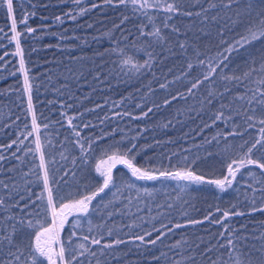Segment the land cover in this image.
I'll list each match as a JSON object with an SVG mask.
<instances>
[{"label":"trees","instance_id":"16d2710c","mask_svg":"<svg viewBox=\"0 0 264 264\" xmlns=\"http://www.w3.org/2000/svg\"><path fill=\"white\" fill-rule=\"evenodd\" d=\"M166 2L171 3L172 0H161V4ZM14 3L17 5L14 12L16 32L19 33L16 40L12 39L15 33L11 31V17L8 16L6 7H0V145H11L13 140H18V137L24 139L27 131H31V113L27 111L29 93L25 90V73L20 70L23 60L32 85L34 111L40 124L38 135L46 154L55 156L58 161L56 167L62 169L57 173V178L63 175V170H73V158H77V164H80L81 153L78 148L73 147L77 137L67 123V117L71 116L77 117L73 121L78 126L76 130L81 132L82 137H90L95 145L91 156L87 157L88 165L83 166L77 174L78 178L86 177L81 184L88 182L95 185L102 182L95 172V165L107 159L102 149L121 141L122 137L125 146H128L129 140L138 146L134 161L138 167L177 171L199 157L194 166L195 171L208 181L222 178L226 174L227 163L232 158H238L235 151L225 155V148L231 149L243 140L257 136L256 129L249 130L243 140L227 136L237 124L241 128L246 127L243 124V109L248 105L243 101L233 103L231 111L228 107L223 108L224 116L231 117L227 122L216 120L213 123V120L221 110L222 103L228 105L234 96L243 94L247 89L264 90V85L258 83L260 79H264V73L254 72L251 82L245 81L243 85L224 82L217 75L214 82L205 83L194 89L192 94L186 91L190 87L188 79L181 76L186 70L187 62L191 61L195 65L196 51L202 53L200 59H211L218 53L228 56L229 68L225 70V74L229 76H240L250 67L260 68L264 61V40L245 45L232 53L225 51L246 34L248 0H238L232 7H222V4H227V0H179L182 12H192L193 15L174 14L167 21V28H163V23L169 14L162 7L146 9L147 16L154 18L156 26L162 28L167 41L162 46L156 45L154 49H148L158 53L152 61L151 69L144 68L140 73H129L128 76L120 71L118 53L101 54L113 47L112 40L121 37V29L129 42L136 38L129 35L136 32L134 25L146 24V30L150 31L152 25L143 13L134 16L131 6H108L103 0H80L79 4L74 3V0H14ZM92 3L98 7L91 8ZM251 3L252 17L255 19L264 9V4L260 0H251ZM210 4H216L217 7L212 8ZM81 8L91 10L79 15ZM202 9H207V12ZM70 12L76 19L65 15ZM197 12H200L199 16L195 15ZM238 12L244 13L245 23L235 27L229 25L221 32L228 24V18L235 19ZM25 15L28 18L22 22ZM124 16H129L130 19L121 25ZM204 16L208 19L205 20ZM213 16L217 20L213 21ZM89 24L92 26L87 27ZM114 25H121V28L116 29ZM173 26L179 32H174ZM28 28L36 31L29 32ZM150 42L151 38L141 41ZM181 42L186 43V51L179 48ZM120 43L123 47L124 41L121 40ZM128 54H133L131 49ZM136 56L141 63L148 58L144 52ZM200 71L194 67L189 79L197 77ZM117 72H120L119 77L116 76ZM177 76L181 78L175 80ZM165 83L168 86L161 89L159 86ZM225 88L230 91L225 93ZM208 91L222 93L223 97L217 95L209 105L205 102ZM178 92L184 94L185 98L177 97L175 101L164 104L166 99L171 100ZM250 95L251 92L249 97ZM67 105L71 107H66ZM149 108L152 109L151 112H148ZM144 112H148V115L144 116ZM237 112L240 113L239 116L236 115ZM61 113H67V116H62ZM117 113L120 115L117 116ZM261 115L264 112L258 111L257 117ZM83 123H88L91 127L82 129ZM45 124L48 125L47 129L43 127ZM36 135L24 139V145H20L18 141L8 148L0 147V155L5 157L0 160V197L6 201L0 207V220L13 214L23 215L13 205L19 200V196L26 195L25 180H34V176L24 174L39 163V158L38 154L35 160L31 156H24L22 151L17 152V148L34 147L31 141ZM48 141H51V145ZM14 152L17 156H22L23 161H17L12 155ZM61 152L67 157L66 160L61 159ZM249 170L256 173V180L261 179L259 170L255 166H249L242 170V175L238 174L237 181L233 182L231 188L220 191L209 183L189 184L171 178L137 180L125 165L118 164L112 171L120 192L115 198L112 196L115 189L112 192L106 190L107 195L102 194L104 203L112 202L107 209L101 208L81 221L77 237H73V247L85 243L91 251L96 252V257L86 254L81 258L83 264H97V260L100 264H213L214 261L217 264H235V254L230 258L228 251L219 247L226 244L225 237L220 233L227 236L229 230H238L236 235L248 237L247 240L242 239L238 246L242 249L240 258L243 264H264V239H261L264 237V213L252 212L253 205L250 203L255 198V207L260 208L264 203V194L260 191L254 194L248 187L253 185L257 189L261 188V184L254 183L248 176ZM68 179L72 181L71 176ZM130 183H134L136 187H129ZM4 184L8 185L7 189L3 187ZM144 188L149 189L151 195L145 193ZM76 191L75 187L61 185L59 196L72 193V198H78ZM81 191L84 189L81 188ZM17 192L19 195H15ZM169 204L172 205L171 208L168 207ZM225 211H243L245 215L223 218ZM108 212L112 215L108 216ZM205 216H209V219L205 220ZM36 218L32 215L25 217V220ZM72 219L73 217H69V221ZM89 220L92 226L103 224L104 228L93 227L90 232ZM187 220H201L203 223L193 225L188 224ZM176 224L183 227L176 228ZM162 225L166 227L162 228ZM108 228L113 230L111 236L107 235ZM154 229L165 233L155 245L133 239L145 232L152 233L146 240L156 239L159 232ZM72 230L71 225L66 224L60 234L61 239L66 240ZM33 236L34 232L27 229L26 225L21 228L16 240L21 243L22 250ZM83 236H88L89 241H83ZM100 236H103L101 245L90 244L91 238ZM117 239L124 243L113 245L101 254L103 244ZM209 248L212 251H206ZM4 251L7 252L8 249L5 248ZM249 252L252 253L251 256L247 255ZM24 259L22 256L21 260Z\"/></svg>","mask_w":264,"mask_h":264},{"label":"snow or ice","instance_id":"6c2138e0","mask_svg":"<svg viewBox=\"0 0 264 264\" xmlns=\"http://www.w3.org/2000/svg\"><path fill=\"white\" fill-rule=\"evenodd\" d=\"M260 2L261 4H264V0H260ZM74 3L79 4L80 0H74ZM103 3L108 6H131L134 16L137 13H143V15L147 17L148 22L152 25V29L150 31L146 30V24L134 25L136 32L129 33V35H134L136 38L131 42H129L128 37L124 35V30L121 29V37L119 39H113V47L106 49V52L101 54L105 55L110 53H118L119 64L121 65L120 71L124 72V75L126 76H128L129 73L133 75L140 73L144 68L151 69L153 67L152 61L156 59L158 53H156L154 50L148 51V49H154L156 45L162 46L163 43H166L167 41V38L162 34V28L156 26L154 18L147 16V12L145 11L146 9H159L162 7L163 10L169 14L163 23V28L169 27L167 21L172 19L174 14L180 13L187 16L193 15L192 12H182V7L179 3V0H172L171 3L166 2L164 4H161V0H115V3L114 0H103ZM237 3L238 0H227V4H222V7H232ZM0 7H6L7 14L11 17V31L15 33V35L12 36V39L16 40L19 36V33L16 32L17 21L14 15L17 5L14 3V0H0ZM97 7V4H91V8ZM210 7L216 8L217 5L210 4ZM90 10V8H81L79 15H84ZM202 11L207 12V9H202ZM252 11L253 6L251 0H248L246 9V34L242 35L240 40L235 41L232 45L225 49V51L228 53H232L233 51L243 48L245 45H250L253 42L264 40V9H262L261 12L256 15L255 19L252 17ZM32 15H34V13H32ZM65 15L68 18L76 19V16L72 15L71 12ZM195 15L199 16L200 12L195 13ZM243 16L244 13L238 12L236 13L235 19L229 17L228 24L225 25L220 31L223 32L229 27V25L235 27L238 24L245 23ZM27 18V15H25L22 22H25ZM56 19L60 20V17H57ZM129 19V16H124L121 20V25ZM204 19L207 20L208 17L204 16ZM212 20H217V17L213 16ZM121 25H114V28L120 29ZM91 26L92 25L90 24L87 25V27ZM28 31L35 32L36 29L28 28ZM173 31L179 32V29L173 26ZM147 38H151L150 43H141L142 40H146ZM121 40L124 41L123 47H121ZM179 48L186 51V43H179ZM17 49H19L18 41ZM129 49H131L133 54H128ZM168 51L171 50L168 49ZM140 52H144L148 57L143 61V63H141L136 56V54ZM194 55L197 57L195 65L191 61L187 62L186 70L181 73V76L185 79H188L190 84V87L186 89L187 93L189 94H192L194 89H197L207 82H214L217 75L224 82H232L243 85L245 81L251 82L250 78L254 72L258 71L260 73H264V61L261 62L259 69L250 67L248 71H245L240 76L235 74L229 76L225 74V70L229 68L228 56L223 55V53H218L216 57L211 59H200L199 57L202 55V53L199 51H196ZM113 63H116V61H113ZM254 63L255 61H253V64ZM125 67L127 68V71H125ZM194 67L200 69L201 71L197 77L189 79ZM20 70L25 73V90L29 93L27 111L31 113V131H27L24 139H27L34 134L37 135L35 139L31 141V143L34 144V147H18L17 152L22 151L24 156H31L33 160L36 159L38 154L39 163L34 164L33 167L24 174L25 176H34V180H25L24 191L26 195L19 196V200H16L13 205L19 208L20 213L23 215L17 216L16 214H13L0 220V264H83L81 258L85 257L86 254H89L91 257H96V252L91 251L90 247H88L85 243H79L76 245V247H73V237H77V229L81 227L82 220L87 219L95 212L100 211L101 208L107 209L108 204L112 202L108 201V204L104 203L102 194L107 195V192H112V190L115 189V192H112V196L115 198L117 193L120 192L121 189L117 186V178L113 175L112 171L113 168H115L118 164L125 165L127 169L130 170L131 176L135 177L137 180L155 181L160 178H171L175 180L186 181L189 184L209 183L215 185L220 191H225L228 188H231L233 186V182L237 181L238 174L242 175V170L248 169L249 166H255V168L259 170L261 179L256 180V173L251 170L248 171V176L254 180V183L261 184V188L257 189L253 185H249L248 187L251 188L254 194L257 191H260L262 194H264V115L257 117L258 111L264 112V90L247 89L243 94L234 96L232 102H230L228 105H224L222 103L221 110L215 115L213 123H215L216 120H225L227 122V120H230L231 117L226 118L224 116L223 108L228 107V109L231 111L233 103L243 101L248 105L247 108L243 109V124L246 125V127L241 128V125L237 124L234 126L232 132L227 133V136H231L233 138L239 137L243 140V136L246 135L249 130H257V136L255 138L243 140L241 144L233 146L231 149H224L225 155L229 154L230 151H235L238 158H232L230 162L227 163L226 174H224L222 178L206 181L203 175H197L194 166L200 159L199 157L192 160L191 163L186 164L185 168L177 171H160L158 169L148 170L143 168V166L138 167L134 163L138 146L133 143L132 140H129L128 146H125L122 143L124 139L122 137L121 141L107 145L102 149L107 159L102 160L100 163L95 165V172L99 174L102 182L91 185L88 182L81 184V181H85L86 177L78 178L77 174L80 170H82L83 166L88 165L87 157L91 156L95 145L90 137H82L81 132L76 130L78 126L73 124V121L77 119L76 116L67 117V123L72 129L75 137H77V139L74 141L73 147L78 148L81 153V156L79 157L80 164H77V158H73V170L71 172L63 170V175L57 178V173L61 172L62 169L56 167L58 161L56 160L55 156L46 154L44 151V145L41 143V138L38 135L40 124L37 122V116L34 111L31 96L32 85L29 83L28 73L27 70L24 69L23 60H21ZM116 76L119 77L120 72H117ZM181 76H177L174 79L179 80ZM129 79H131V76H129ZM258 83L264 85V79H260ZM167 86L168 84L165 83L161 84L159 87L163 89ZM229 91L230 89L228 88L224 89L225 93H228ZM249 92H251L250 97ZM217 95L223 97L222 93L218 94L213 91H208V94L205 97V102L211 105L213 99H215ZM177 97L181 99L185 98L184 94L178 92L176 96L171 97V100L166 99L164 104H169L172 101H175ZM49 103H51V101ZM66 107H71V105H67ZM137 107H139V105H137ZM151 111L152 109L149 108L148 112ZM148 112H144L143 115L147 116ZM61 115L67 116V113H61ZM116 115L119 116L120 114L117 113ZM124 115H130V113H124ZM236 115L239 116L240 113L237 112ZM17 119H19V117H17ZM257 125H259L258 129ZM43 127L47 129L48 125L45 124ZM89 127H91V125L88 123H83L82 125V129ZM27 128L28 125L26 124L25 129L27 130ZM217 135L220 134L218 133ZM24 139H20L18 137V140H13L11 145H0V147L8 148L12 145H16L18 141L20 145H24ZM97 139L101 138L97 137ZM48 144L51 145V141H48ZM85 145H87V147ZM257 153L259 155H256ZM12 155L17 161H23V157L17 156L15 152L12 153ZM60 157L64 160L67 159L63 152L60 153ZM4 159L5 157L0 155V160ZM185 161H187V157H185ZM69 176L72 178L71 182L68 179ZM61 185L68 188L75 187L77 189L75 195L78 198H72V193H69L68 196H59V189ZM128 186L133 188L136 187L134 183H130ZM187 186L188 185L186 184L185 187ZM3 187L7 189L8 185L4 184ZM81 188H83L84 191H81ZM89 188H94V190H89ZM35 189H39V191H36ZM143 191L148 195H151L149 189L144 188ZM15 195H19V193L17 192ZM9 198H12L11 193L9 194ZM262 198H264V196H262ZM94 201L98 202L94 204ZM5 203V199L0 197V207L4 206ZM185 203L187 204L188 202L185 201ZM250 203L253 205L251 207L252 212L259 211L264 213V203L261 204L260 208L255 207V198H253ZM168 207L171 208L172 205L169 204ZM32 215L37 218L35 220H25V217ZM107 215L111 216L112 213L108 212ZM234 215L244 216L245 212H223V218H228ZM69 217H73V219L69 221ZM204 219L208 220L209 216H205ZM10 222L11 226H9ZM88 223L90 225V232L93 231V227L104 228L103 224L92 226L90 220ZM187 223L195 225L203 223V221L187 220ZM217 223H222V221H217ZM45 224H47V226H44ZM66 224H70L73 230L68 234L66 240H62L60 234L64 230ZM17 225H20V227L18 228ZM25 225L27 229L34 232V236L30 243L27 246H24L22 250L21 243L17 242L16 236L21 231V228L25 227ZM163 227L166 226L162 225V228ZM174 227L181 228L183 225L176 224ZM225 227L227 226L225 225ZM112 231L113 230L111 228H108L107 235L111 236ZM154 231L159 232V234L156 236V239H145L146 237H151L152 233L150 232H145L143 235L135 236L133 239L144 242L145 244L155 245L157 241H159L161 237L165 235V233L156 229H154ZM168 231L170 232L171 229L169 228ZM236 231L238 230H229L227 236H225V233L223 232L220 233L221 236L225 237L226 244H221L219 247L226 249L230 258L235 254V264H243V261L240 258L242 249H240L238 246L241 244L242 239L247 240L248 237L241 238L235 234ZM261 239H264V237H261ZM82 240L88 242L89 237L83 236ZM102 240L103 236H100L99 238L93 237L90 239V244L99 246L101 245ZM122 243H124V241L119 239L114 240L112 243H105L100 248V252L103 254L106 249H111L113 245H119ZM5 248L8 249L7 252L4 251ZM13 249H15V251H13ZM206 251L210 252L212 249L209 248L206 249ZM247 255L251 256L252 253L249 252ZM22 256L25 257L23 261L21 260ZM154 259L158 260L159 257H154ZM97 264H100L99 260H97ZM213 264H217V262L214 261Z\"/></svg>","mask_w":264,"mask_h":264}]
</instances>
